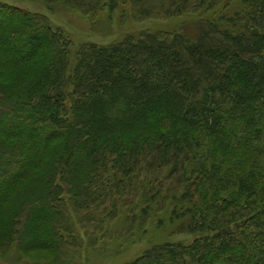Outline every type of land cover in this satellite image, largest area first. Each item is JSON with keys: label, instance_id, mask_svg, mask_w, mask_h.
<instances>
[{"label": "trees", "instance_id": "16d2710c", "mask_svg": "<svg viewBox=\"0 0 264 264\" xmlns=\"http://www.w3.org/2000/svg\"><path fill=\"white\" fill-rule=\"evenodd\" d=\"M237 1L232 32L204 18L223 0H130L133 20L191 16L193 33L85 43L74 63L47 15L0 2L3 254L66 255L159 213L194 241L129 264H264V0Z\"/></svg>", "mask_w": 264, "mask_h": 264}, {"label": "rangeland", "instance_id": "374dc122", "mask_svg": "<svg viewBox=\"0 0 264 264\" xmlns=\"http://www.w3.org/2000/svg\"><path fill=\"white\" fill-rule=\"evenodd\" d=\"M117 1L118 7L115 10L107 9L98 17L92 18L67 7L62 2L0 0L1 3L47 15L53 28L63 30L73 41L72 63L75 62L77 46L85 43L111 44L120 42L127 36H137L143 32H182L184 30L193 33L196 25L195 17L191 16L169 20L135 21L131 17L130 0ZM229 4L230 7L227 8L226 5ZM242 9L240 1L227 3V0H223L214 12L208 13L204 18L220 19L222 26L236 32L238 27L233 24L227 27L225 19L234 17L236 12H240ZM128 227L122 220L118 221L110 228L111 240L99 243L94 247L88 245V240H84L85 245L62 256H58L56 253L24 255L16 248L5 255L0 250V264H129L154 246L165 243L189 245L195 239L193 236H174L176 226L170 222L167 214L154 213L145 228L146 230L136 229L132 232Z\"/></svg>", "mask_w": 264, "mask_h": 264}]
</instances>
